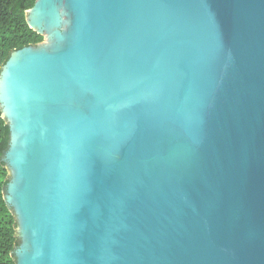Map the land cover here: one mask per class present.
<instances>
[{
    "label": "water",
    "instance_id": "1",
    "mask_svg": "<svg viewBox=\"0 0 264 264\" xmlns=\"http://www.w3.org/2000/svg\"><path fill=\"white\" fill-rule=\"evenodd\" d=\"M0 74L17 264H264V0H37Z\"/></svg>",
    "mask_w": 264,
    "mask_h": 264
},
{
    "label": "trees",
    "instance_id": "2",
    "mask_svg": "<svg viewBox=\"0 0 264 264\" xmlns=\"http://www.w3.org/2000/svg\"><path fill=\"white\" fill-rule=\"evenodd\" d=\"M37 0H0V65L5 66L11 55L43 42L44 37L30 28L26 11ZM10 126L3 118L0 107V264H17L14 251L21 245L18 222L12 208L5 200L10 175L5 154L10 148Z\"/></svg>",
    "mask_w": 264,
    "mask_h": 264
},
{
    "label": "rangeland",
    "instance_id": "3",
    "mask_svg": "<svg viewBox=\"0 0 264 264\" xmlns=\"http://www.w3.org/2000/svg\"><path fill=\"white\" fill-rule=\"evenodd\" d=\"M45 42H46V38L44 37L43 42H41V43H39V44H37V45H35V46H32V47H33V48H35V47H39V46H41L42 44H44ZM2 68H3V66L0 65V74H1ZM8 170H9V167H8Z\"/></svg>",
    "mask_w": 264,
    "mask_h": 264
}]
</instances>
